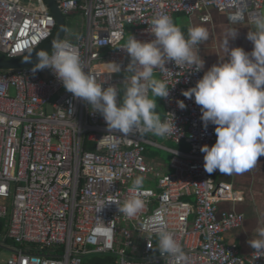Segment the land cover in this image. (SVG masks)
<instances>
[{
  "label": "built area",
  "instance_id": "obj_1",
  "mask_svg": "<svg viewBox=\"0 0 264 264\" xmlns=\"http://www.w3.org/2000/svg\"><path fill=\"white\" fill-rule=\"evenodd\" d=\"M56 3L65 20L78 13L84 18L74 40L65 31L60 40L78 49L85 70L94 72L98 82L118 88L131 73L115 76L103 66L120 63L121 72L115 74L123 73L129 57L120 47L130 35L152 39L148 28L154 17L202 11L200 20L208 22L210 9L227 18L235 10L225 6L226 0ZM263 9L264 0H245L243 22ZM55 34L56 19L45 0H0V54L7 60L32 54ZM34 64L0 68V219L6 220L5 236L13 243H0L11 251L0 264H95L90 261L94 256L111 257L107 264H264V253L253 249L243 255L236 244L224 241L223 233L241 227L244 215L220 211L218 205L244 196L230 182H216L218 170L209 174L204 169L200 147L215 142V126L205 130L200 106L182 94L202 70L171 63L154 70L170 87L169 96L162 98V120H174L175 127L163 137L185 144L183 149L139 133L110 142L103 117L73 98L50 69L33 73ZM177 101L186 107L181 109ZM148 146L171 154L166 171L148 158ZM140 175L145 177L146 207L128 217L118 209L134 194L133 181ZM99 200L112 202L96 211ZM161 219L183 256L158 250L155 228Z\"/></svg>",
  "mask_w": 264,
  "mask_h": 264
},
{
  "label": "clouds",
  "instance_id": "obj_2",
  "mask_svg": "<svg viewBox=\"0 0 264 264\" xmlns=\"http://www.w3.org/2000/svg\"><path fill=\"white\" fill-rule=\"evenodd\" d=\"M244 4L245 0H226L225 6L235 9L228 15V21L237 25L226 31L222 41L226 59L220 58L203 72L194 86L182 92L200 106L204 129L209 124L215 126V142L200 147L203 166L209 174L217 170L224 175L243 174L255 168L259 157L264 156V14L248 18L246 39L252 43L250 52L240 46L230 47V40L239 35L238 25L245 20ZM148 31L152 39L142 41L130 35L120 47L129 57L124 72L131 73L122 96L117 85L105 87V81L98 82L94 72L85 70L78 49L68 40L57 39L51 54L38 51L31 71L50 69L73 98L86 102L92 112L99 113L110 142H118L117 137L132 133L166 136L175 127L174 120L169 123L161 119L156 98H167L170 87L155 78L154 70L167 68L169 63L194 67L191 72L204 69L199 45L208 39L209 33L204 26H192L185 35L166 14L154 17ZM25 60L30 61V55ZM110 67V74L121 72L120 63L110 62ZM177 103L181 109L186 107L183 101ZM144 180L142 175L135 177L134 194L118 209L128 217H135L146 207L142 198ZM107 202L112 201H97L96 211L102 210ZM256 233V238L248 243L254 252L264 253V226L258 227ZM155 234L160 252L184 255L163 219L158 222Z\"/></svg>",
  "mask_w": 264,
  "mask_h": 264
},
{
  "label": "crops",
  "instance_id": "obj_3",
  "mask_svg": "<svg viewBox=\"0 0 264 264\" xmlns=\"http://www.w3.org/2000/svg\"><path fill=\"white\" fill-rule=\"evenodd\" d=\"M208 13L211 17V20L208 22L200 20L202 11L196 12L190 16L183 13L173 15L174 23L181 28L185 35H187L188 28L192 26H204L207 28L209 37L199 45V55L205 62L204 69H202L203 72L211 65L218 63L220 58L226 59V53L223 49L222 41L226 31L231 27L237 26L232 25L228 21L226 14L223 12L210 9ZM247 25L248 22H242L241 25H238L239 35L235 40H230V47L240 46L246 51H251L252 43L246 39V33L249 30ZM120 74H127V76L130 75L128 72ZM154 76L160 80L157 74H154ZM126 84L127 83H124L121 86ZM156 100L158 104L157 111L162 119L164 111L163 104H160L162 98ZM145 136L151 138L162 146L186 148L185 144L177 145L163 136H156L151 133L145 134ZM161 151L169 153L161 147L148 146L147 155L148 158L157 163L163 171H166L168 169L169 161L166 160L164 153ZM214 178L216 182H230L233 189L241 192L244 196L242 201H223L219 203L218 207L220 211H235L244 215L243 225L238 228L226 230L223 233V237L226 243L236 244L241 254L248 255L253 250L249 245L248 240L256 238L257 228L264 226V156L259 157L256 167L248 172L232 175L219 173L215 175Z\"/></svg>",
  "mask_w": 264,
  "mask_h": 264
},
{
  "label": "water",
  "instance_id": "obj_4",
  "mask_svg": "<svg viewBox=\"0 0 264 264\" xmlns=\"http://www.w3.org/2000/svg\"><path fill=\"white\" fill-rule=\"evenodd\" d=\"M45 3L47 5V7L49 8L51 14L55 17L56 19V34L55 36L49 41L47 42L44 46H42L41 48H39L38 50H36L35 52H33L32 54H30V61H26L25 58L27 57H23L21 59L18 60H2L0 59V68L1 69H13V68H18V67H26L28 65H32L34 64L38 57L36 55V53L40 50H45V51H50L53 47L52 45L57 41V39H61L64 31H65V19L63 17V15L61 14L56 0H45Z\"/></svg>",
  "mask_w": 264,
  "mask_h": 264
},
{
  "label": "rangeland",
  "instance_id": "obj_5",
  "mask_svg": "<svg viewBox=\"0 0 264 264\" xmlns=\"http://www.w3.org/2000/svg\"><path fill=\"white\" fill-rule=\"evenodd\" d=\"M84 25V18L81 14H74L71 16L66 17L65 20V32L66 34L68 33V38L70 40H74V37L79 33L81 29H83ZM128 37L126 38L125 42H127ZM110 66V65H109ZM111 69V68H110ZM115 76L118 74L113 73ZM121 76H127V74H119ZM123 87L121 86V93H123ZM164 153L166 160L169 161L171 155L169 153L163 152ZM150 187H154L151 185ZM11 255V251L6 249L5 247H0V262H4L7 260V258Z\"/></svg>",
  "mask_w": 264,
  "mask_h": 264
},
{
  "label": "trees",
  "instance_id": "obj_6",
  "mask_svg": "<svg viewBox=\"0 0 264 264\" xmlns=\"http://www.w3.org/2000/svg\"><path fill=\"white\" fill-rule=\"evenodd\" d=\"M0 59L2 60H7L8 58L2 54H0ZM103 68L105 69H110V66H103ZM123 95V93H121V96ZM150 96H151V92H150ZM156 99H160V97H157ZM160 104L162 105V102L160 101ZM164 114V111H163ZM5 219H0V243L6 244V245H12V241L10 239H8L5 236ZM111 260V257H104V256H94L90 261L92 263L95 264H107L109 261Z\"/></svg>",
  "mask_w": 264,
  "mask_h": 264
}]
</instances>
